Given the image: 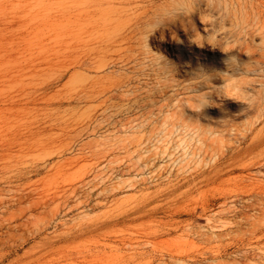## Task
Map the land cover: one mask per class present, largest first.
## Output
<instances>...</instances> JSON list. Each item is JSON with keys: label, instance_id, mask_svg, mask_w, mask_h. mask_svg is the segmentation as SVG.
<instances>
[{"label": "rangeland", "instance_id": "1", "mask_svg": "<svg viewBox=\"0 0 264 264\" xmlns=\"http://www.w3.org/2000/svg\"><path fill=\"white\" fill-rule=\"evenodd\" d=\"M0 264H264V0H0Z\"/></svg>", "mask_w": 264, "mask_h": 264}, {"label": "bare ground", "instance_id": "2", "mask_svg": "<svg viewBox=\"0 0 264 264\" xmlns=\"http://www.w3.org/2000/svg\"><path fill=\"white\" fill-rule=\"evenodd\" d=\"M78 159H79V158H78V157H76V158H74V159L72 160V162H73V163H74V162H77V161H78ZM209 220L211 221L212 219H209ZM209 220H208V221H209Z\"/></svg>", "mask_w": 264, "mask_h": 264}]
</instances>
